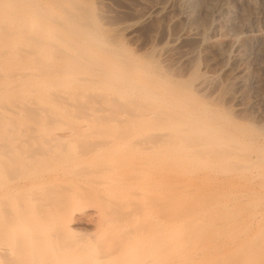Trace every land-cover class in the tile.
Masks as SVG:
<instances>
[{
	"label": "bare ground",
	"instance_id": "obj_1",
	"mask_svg": "<svg viewBox=\"0 0 264 264\" xmlns=\"http://www.w3.org/2000/svg\"><path fill=\"white\" fill-rule=\"evenodd\" d=\"M100 7L0 0V264H264V200L249 222L258 235L244 246L229 235L237 201L264 187V123L249 139L216 124L193 92L206 76L174 79L127 53ZM90 130L103 133L81 143ZM135 155L159 168V185L188 158L202 182L245 188L190 206L153 190L157 179L119 172ZM80 214L99 222L94 242L77 239Z\"/></svg>",
	"mask_w": 264,
	"mask_h": 264
},
{
	"label": "rangeland",
	"instance_id": "obj_2",
	"mask_svg": "<svg viewBox=\"0 0 264 264\" xmlns=\"http://www.w3.org/2000/svg\"><path fill=\"white\" fill-rule=\"evenodd\" d=\"M94 1L105 10L108 30L116 35L127 53L159 64L174 79L188 80L195 72L206 76L204 86L193 91L204 103L205 113L216 115V124L241 138L249 139L251 134H257V128L264 123V0ZM227 110L233 114L227 115ZM96 132L102 134L103 130L83 132L78 140L90 141L87 139L98 136ZM180 159L174 169L181 170L176 169L169 177L175 179L168 186L159 185L160 177L165 176L158 167L149 165V160L141 162L136 155L119 172L131 174L135 179H157L153 190L183 193L190 200V206H198L204 195L208 202L216 204L224 198L234 202L238 200L236 194L245 188L244 181L237 179L229 186L218 187L212 184L211 178L202 182L203 171L198 163ZM94 160L81 162L93 164ZM216 172L210 176L220 178L221 171ZM57 173L53 181L62 184L66 180L64 176L73 174ZM96 189L101 193L102 190ZM142 191L136 187L134 193L139 196ZM240 200L236 203L239 212L229 235L239 237L238 244L244 246L260 231H253L249 222L264 200V187L243 195ZM86 209L85 213H93V207ZM71 225L79 240L94 242L99 233V222L85 214L75 215Z\"/></svg>",
	"mask_w": 264,
	"mask_h": 264
}]
</instances>
